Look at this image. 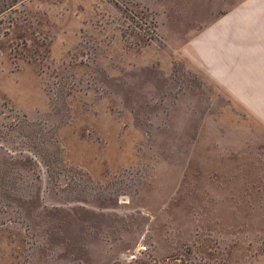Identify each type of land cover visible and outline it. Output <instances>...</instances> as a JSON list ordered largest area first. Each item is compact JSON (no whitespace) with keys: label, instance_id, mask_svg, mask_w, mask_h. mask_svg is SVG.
<instances>
[{"label":"rangeland","instance_id":"1","mask_svg":"<svg viewBox=\"0 0 264 264\" xmlns=\"http://www.w3.org/2000/svg\"><path fill=\"white\" fill-rule=\"evenodd\" d=\"M0 264H264V0H0Z\"/></svg>","mask_w":264,"mask_h":264},{"label":"trees","instance_id":"2","mask_svg":"<svg viewBox=\"0 0 264 264\" xmlns=\"http://www.w3.org/2000/svg\"><path fill=\"white\" fill-rule=\"evenodd\" d=\"M2 6H3V4H2ZM1 8H3V7H1Z\"/></svg>","mask_w":264,"mask_h":264}]
</instances>
